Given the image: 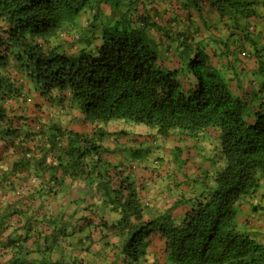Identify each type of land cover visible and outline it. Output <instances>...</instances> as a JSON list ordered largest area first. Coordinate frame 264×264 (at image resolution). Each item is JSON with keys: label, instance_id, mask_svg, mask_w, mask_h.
<instances>
[{"label": "trees", "instance_id": "1", "mask_svg": "<svg viewBox=\"0 0 264 264\" xmlns=\"http://www.w3.org/2000/svg\"><path fill=\"white\" fill-rule=\"evenodd\" d=\"M144 1L0 0V139L14 145L29 135L14 124L11 101L30 103L35 90L61 102L70 98L92 132L58 127L55 160L32 155L14 168L34 161L50 174L55 193L65 178L92 184L99 178L98 191L121 210L122 223L137 221L115 251L118 259L140 262L160 239L168 264H264V241L245 226L259 215H251L260 205L250 197L264 184V0H200L214 3L239 31L233 43L223 40L219 64L195 48L188 59L165 58L161 39L149 35L154 22ZM127 123L155 128L163 140L178 131L195 145L214 131L206 141L218 148L223 166L194 179V196L177 202L187 207L182 214L165 210L145 218L134 167L102 156L113 134L107 127ZM156 150H135L132 157L153 171L144 157ZM190 153L184 161L195 164L199 155Z\"/></svg>", "mask_w": 264, "mask_h": 264}, {"label": "crops", "instance_id": "2", "mask_svg": "<svg viewBox=\"0 0 264 264\" xmlns=\"http://www.w3.org/2000/svg\"><path fill=\"white\" fill-rule=\"evenodd\" d=\"M209 2L211 5L200 0L144 1L142 9H146L150 22H154L153 27L149 26V35L157 41L161 39L159 49L165 58L179 54L188 59L189 49L195 48L209 54L214 63H221L223 40L233 43L232 35L238 29L233 30V20L228 15L221 16L216 5ZM229 49H233L232 44ZM227 52L225 46L224 58ZM61 98L54 94L49 99L38 92L30 103L10 102L12 110H16L14 124L29 135L14 145L0 139V264H120L126 261L124 257L118 259L115 251L122 249L132 224L137 221L132 217L129 223H122L121 210L105 202L98 191L99 178L95 177L93 184L65 178L63 188L55 193L49 190L50 174L36 168L34 161L14 168L16 163L25 162L32 155L55 160L59 152L52 147V142L58 127L92 132L93 125L86 121L78 105L70 98L61 102ZM127 124L124 129L118 124L107 127L113 134L105 139L102 156L112 164L134 167L145 218L165 210L182 214L187 207L177 202L179 197L194 196V179L208 170L213 173L215 166H223L216 158L218 148L206 141L214 131H207L195 145L192 138L178 131L163 140L155 137V128ZM154 145L156 152L144 157L145 163H150L154 170L139 167L140 159H134L132 152ZM188 149L191 152L188 156L195 155L194 152L199 155H195L198 158L195 164L192 160L184 161ZM249 234L255 236L251 229ZM124 264H168L163 241L153 242L140 262L130 260Z\"/></svg>", "mask_w": 264, "mask_h": 264}, {"label": "rangeland", "instance_id": "3", "mask_svg": "<svg viewBox=\"0 0 264 264\" xmlns=\"http://www.w3.org/2000/svg\"><path fill=\"white\" fill-rule=\"evenodd\" d=\"M35 94L36 96L38 95L37 90H35ZM261 187H262L261 189H258L259 191L257 192L256 195L250 197L252 201L253 200L255 201L254 205H260V207L258 209H255L253 213H251V215H254V212H256V214L259 213V215L249 216L251 221L245 226H249L247 228V231H250L251 229V231L257 237V239L264 241V198H263L264 184H262ZM250 207L252 208V206Z\"/></svg>", "mask_w": 264, "mask_h": 264}, {"label": "clouds", "instance_id": "4", "mask_svg": "<svg viewBox=\"0 0 264 264\" xmlns=\"http://www.w3.org/2000/svg\"><path fill=\"white\" fill-rule=\"evenodd\" d=\"M255 237V236H254ZM255 238H257V237H255Z\"/></svg>", "mask_w": 264, "mask_h": 264}]
</instances>
